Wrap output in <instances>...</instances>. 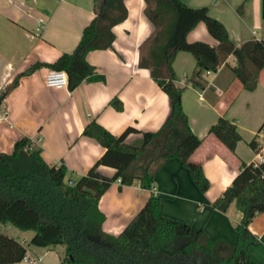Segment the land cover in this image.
<instances>
[{"label":"crops","instance_id":"1","mask_svg":"<svg viewBox=\"0 0 264 264\" xmlns=\"http://www.w3.org/2000/svg\"><path fill=\"white\" fill-rule=\"evenodd\" d=\"M181 1L191 7L205 6L235 44L264 38V0ZM124 4L127 15L112 26V47L85 54L99 77L69 89L67 85L55 88L44 84L48 66L29 72L27 69L35 62H51L60 53L74 49L82 27L94 16L93 0H0V89L4 88L5 96L1 106L7 112V118L0 120V152H11L14 142L26 136L31 139V147H40L47 163H63L79 176L104 150L95 139L82 134L91 119L113 134L121 133L128 125L141 131L156 130L161 125L170 112L169 98L149 69L137 63L138 46L151 33L153 24L144 13V0H124ZM186 39L217 43L203 22L188 31ZM194 64V57L187 51L177 52L173 60L176 82L184 87L181 104L191 130L201 140L199 146L187 164L177 157L168 158L157 171L151 189L111 183L98 201L105 232L118 234L155 192L163 214L202 229L209 238L234 241V226L241 213L233 202L225 210L211 203L231 183L239 161H259V154L264 155L260 149L264 144L260 133L264 125V69L259 71L252 90L243 89L230 70L234 56L227 54L217 71L205 72L207 84L200 90L187 82ZM17 76V84L10 87ZM113 96L121 100L122 109L108 103ZM220 114L233 120L240 134L234 153L208 132ZM140 138L141 133L134 131L126 139L135 142ZM189 164L200 166L203 187L193 181ZM261 170L264 172V166ZM97 171L111 175L114 170L99 165ZM2 226L25 242L31 237H24L20 229L11 231L14 226L9 223ZM249 229L256 238L245 249L264 264V211L253 217ZM62 250V246L31 245L28 251L35 260L5 264H65L60 260Z\"/></svg>","mask_w":264,"mask_h":264},{"label":"trees","instance_id":"2","mask_svg":"<svg viewBox=\"0 0 264 264\" xmlns=\"http://www.w3.org/2000/svg\"><path fill=\"white\" fill-rule=\"evenodd\" d=\"M144 13L153 24L151 33L138 46V65L149 69L151 77L167 94L170 112L152 131L132 125L113 134L94 118L85 124L82 134L95 139L103 148L86 173L75 176L63 163H47L40 147H31V139H17L11 152H0V264L21 261L31 245L62 246L60 260L65 264H261L245 249L255 240L249 229L253 217L264 211V161L254 166L238 162V172L211 205L225 210L230 203L241 216L234 226L233 242L223 237L209 238L202 229L178 222L160 210V198L151 193L130 221L116 234L103 230L104 214L98 201L111 183L137 184L151 189L154 177L170 157L187 164L201 140L191 130L181 104L183 85L176 82L173 60L179 51L195 59L187 82L203 90L205 72L217 71L227 54L234 56L231 73L241 88L252 90L258 73L264 69V38L233 43L224 25L210 16L205 6L191 7L181 0H144ZM94 16L81 29L74 49L60 53L51 62H35L27 72L39 67L63 69L67 86L74 89L81 81L99 77L85 54L92 49L112 47V26L127 15L124 0H93ZM199 22L217 41H188L186 34ZM18 76L10 85L17 84ZM122 109L113 96L109 102ZM4 106H1V109ZM262 127V126H261ZM140 132L141 138L128 142L127 135ZM208 132L215 135L231 153L240 139L233 120L220 114ZM99 165L113 168L111 175L97 171ZM193 181L203 187L200 166L189 164ZM9 223L33 232L25 242L2 226Z\"/></svg>","mask_w":264,"mask_h":264},{"label":"built area","instance_id":"3","mask_svg":"<svg viewBox=\"0 0 264 264\" xmlns=\"http://www.w3.org/2000/svg\"><path fill=\"white\" fill-rule=\"evenodd\" d=\"M39 22H42V19L39 18ZM41 27V24H38L37 26V30H39V28ZM209 70L206 71V73H208ZM67 74L65 72V70L63 69H55V68H48L45 72L44 75V84L46 86L49 87H55V88H62L65 87L67 85ZM3 89H0V120L2 119H6L7 118V112L5 108L1 109V105L3 104V102L5 101V96L3 94ZM261 135L263 136L264 139V132L261 133ZM260 149H262L264 151V144L260 147ZM259 161H251V163L254 166H257L258 164H260L261 162L264 161V155L259 154ZM22 260L30 262L35 260L34 255L30 254L29 251H27L25 253V255L23 256Z\"/></svg>","mask_w":264,"mask_h":264},{"label":"rangeland","instance_id":"4","mask_svg":"<svg viewBox=\"0 0 264 264\" xmlns=\"http://www.w3.org/2000/svg\"><path fill=\"white\" fill-rule=\"evenodd\" d=\"M264 132V125H263V127L261 128V130H260V133H263ZM11 230V229H10ZM11 231H20L19 229H17V228H15V227H13V229L11 230ZM12 232V233H13ZM21 234H23V236L24 237H27V235H32L33 234V232L32 231H30V230H23V233H21ZM26 239V238H25Z\"/></svg>","mask_w":264,"mask_h":264}]
</instances>
